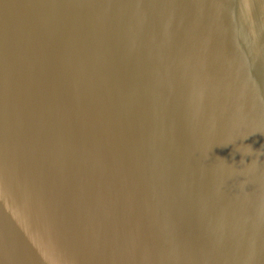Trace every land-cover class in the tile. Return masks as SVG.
Segmentation results:
<instances>
[{
    "label": "water",
    "instance_id": "water-1",
    "mask_svg": "<svg viewBox=\"0 0 264 264\" xmlns=\"http://www.w3.org/2000/svg\"><path fill=\"white\" fill-rule=\"evenodd\" d=\"M0 264H264V0H0Z\"/></svg>",
    "mask_w": 264,
    "mask_h": 264
}]
</instances>
